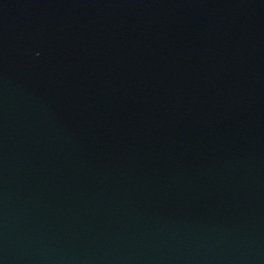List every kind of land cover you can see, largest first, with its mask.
<instances>
[{
  "label": "water",
  "instance_id": "95a60500",
  "mask_svg": "<svg viewBox=\"0 0 264 264\" xmlns=\"http://www.w3.org/2000/svg\"><path fill=\"white\" fill-rule=\"evenodd\" d=\"M0 264H264V0H0Z\"/></svg>",
  "mask_w": 264,
  "mask_h": 264
}]
</instances>
